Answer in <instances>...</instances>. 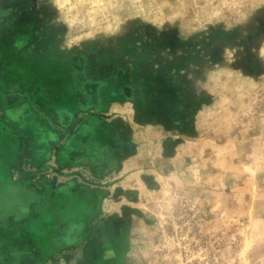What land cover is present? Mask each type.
Returning a JSON list of instances; mask_svg holds the SVG:
<instances>
[{
    "label": "rangeland",
    "instance_id": "obj_1",
    "mask_svg": "<svg viewBox=\"0 0 264 264\" xmlns=\"http://www.w3.org/2000/svg\"><path fill=\"white\" fill-rule=\"evenodd\" d=\"M0 264H264V0H0Z\"/></svg>",
    "mask_w": 264,
    "mask_h": 264
},
{
    "label": "flooded vegetation",
    "instance_id": "obj_2",
    "mask_svg": "<svg viewBox=\"0 0 264 264\" xmlns=\"http://www.w3.org/2000/svg\"><path fill=\"white\" fill-rule=\"evenodd\" d=\"M110 69L111 66L95 67L94 65H84L81 67V73H83V79L81 81L85 84V87H88V90L81 93V95L83 96L84 102L88 109L95 107L94 104L92 105V102H103L106 99L104 96L105 94L102 92L101 85L106 81L108 76H110Z\"/></svg>",
    "mask_w": 264,
    "mask_h": 264
},
{
    "label": "crops",
    "instance_id": "obj_3",
    "mask_svg": "<svg viewBox=\"0 0 264 264\" xmlns=\"http://www.w3.org/2000/svg\"><path fill=\"white\" fill-rule=\"evenodd\" d=\"M72 128V127H71Z\"/></svg>",
    "mask_w": 264,
    "mask_h": 264
}]
</instances>
